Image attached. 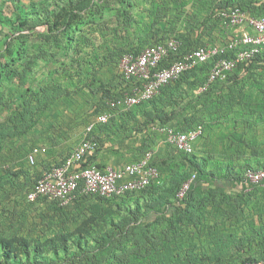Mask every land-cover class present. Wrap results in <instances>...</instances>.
I'll return each instance as SVG.
<instances>
[{
    "label": "trees",
    "instance_id": "trees-1",
    "mask_svg": "<svg viewBox=\"0 0 264 264\" xmlns=\"http://www.w3.org/2000/svg\"><path fill=\"white\" fill-rule=\"evenodd\" d=\"M138 1L65 0L61 5L59 1L57 9L45 19L37 17L35 6L28 14L23 8L14 18H7L0 12V22L13 33L22 34L18 44L6 41V53L0 58V264L264 262V194L257 195L260 191L264 193V182L254 184L245 178L249 170H264V166L248 164L236 172L233 169L224 171L217 161L208 169L200 163L195 152L186 154L168 144L167 160L159 161L154 156L152 159V165L159 171V179L141 192L111 199L81 194L69 205L44 198L35 202L28 200V194L44 174L39 167L48 169L49 162H42V165L37 162V166L27 167L22 155L28 157L33 147L26 144L17 147L14 142L33 137L39 128L44 127L50 111L59 102L77 105L76 115L88 106L94 107L93 114L87 115L82 122L87 125L86 131L91 124H95L93 130L87 132V139L96 144L95 150L86 157L84 166L94 164L101 169L107 166H99L95 159L103 152L127 154L126 164L141 161L147 153L153 152L154 138L162 134L159 130L165 126L178 132L201 126L203 136L210 129L207 123L219 119L222 110H233L238 97L243 104L242 114L248 119L253 115L257 118L264 115V50L236 70L246 73L242 76V85L230 89L224 99H217L214 94L235 72L226 81H217L207 91L200 92L208 81L215 60L199 64L178 81L164 87L157 97L129 108H112L110 105L130 93L134 86L142 84L135 79L126 80L123 75L113 85L95 84V88L91 86L86 92H65L60 78H53V72L60 71V63L64 64L74 51L72 34L100 10L119 6L121 15L127 16L131 10L138 9ZM146 1L142 2L146 12L142 10L141 17L136 15L127 24L133 29L130 34L142 32L144 36L135 50L123 54L139 55L147 47L172 38L179 40L180 55L171 57L162 66L198 48L217 46L224 27L222 13L230 9L239 8L254 18L264 16V0H209L208 3H198L190 10L183 0H169L168 3L154 0L149 4ZM40 25L43 30L37 29ZM29 35L52 42L59 50L44 57L47 59L43 68L47 71L45 84L39 83L36 73L33 74L32 63H23L18 55L23 49L24 39ZM13 48L16 51L13 52ZM15 55L22 62L20 69L11 67L16 61ZM55 63L59 64L57 68L53 67ZM89 70L87 68L84 72L85 77ZM256 71H259L258 76H253ZM16 78L21 81L15 82ZM183 82L190 84L186 92L184 89L179 91ZM75 86L77 84L67 87ZM82 93L85 96H81ZM175 96L192 99L189 104L177 105ZM171 105L173 109L170 111ZM107 112L112 113L110 120L98 123L97 118ZM187 112L191 115L184 116ZM203 112L211 117L204 120ZM56 125L60 127V134L56 136L52 127L47 128L48 132L42 140L50 142L51 149L58 141L57 137L63 136L64 128L68 130L67 136L74 129L64 119L51 123L53 127ZM248 125L251 132L250 122ZM160 136L166 139L165 135ZM245 136L246 131L243 144L248 151L252 143ZM229 147H235L234 138ZM48 155L51 156V152ZM8 160L20 161L14 171L6 169L4 161ZM193 177L189 190L183 198H179L183 186ZM226 181L228 185H225ZM17 195L22 197L23 203L34 204L41 200L52 203L48 211L41 213V221L33 223L28 232L23 227L26 214H21L18 205H11L14 202L12 197ZM115 206L124 208L123 216L109 212ZM102 225H106L109 231L97 238V246H89V229ZM95 253L101 256L87 257Z\"/></svg>",
    "mask_w": 264,
    "mask_h": 264
},
{
    "label": "built area",
    "instance_id": "built-area-1",
    "mask_svg": "<svg viewBox=\"0 0 264 264\" xmlns=\"http://www.w3.org/2000/svg\"><path fill=\"white\" fill-rule=\"evenodd\" d=\"M224 28H241L248 30L237 33L226 45L206 46L179 57L169 65L162 66L171 57L180 55L181 42L172 38L165 43L147 47L139 55L126 54L121 60L122 74L126 80L141 82L126 93L122 99L111 102L112 108H129L147 102L157 97L161 90L178 81L184 74L195 69L199 64L215 60L207 83L200 89L205 92L211 84L226 81L238 68L256 58L264 50V16L254 18L241 9H230L222 13ZM112 117L111 112L101 114L98 123H107ZM95 124L88 127V133ZM159 132L166 136L167 143L178 150L193 154L203 128L187 132H178L170 126L162 127ZM96 144L85 139L62 164L44 172L35 188L28 194V200L35 202L47 199L69 205L79 195L86 194L101 198H114L127 193L141 192L159 179L158 169L152 165L153 154L147 153L141 161L126 164L122 167L99 168L97 165L84 166L88 154L95 150ZM38 148L28 155V162L35 164ZM195 177L186 183L179 198H183ZM246 181L254 184L264 182V170H249L245 175ZM247 264H264L247 263Z\"/></svg>",
    "mask_w": 264,
    "mask_h": 264
},
{
    "label": "rangeland",
    "instance_id": "rangeland-1",
    "mask_svg": "<svg viewBox=\"0 0 264 264\" xmlns=\"http://www.w3.org/2000/svg\"><path fill=\"white\" fill-rule=\"evenodd\" d=\"M59 1L61 5L65 0H0V12L7 18H14L15 15L20 13L23 8L26 9L28 14L35 6L34 9L38 12L37 17L45 19L57 9ZM137 3L138 9L136 11L131 10L127 16L121 15L122 9L119 6L112 5L110 8L102 9L96 14V16L87 20L76 32L72 34L75 39L74 51H72L70 57L64 62V64L60 63V71L53 72V78L55 80L58 77L60 78V83L63 88H65V92L73 93L77 90H80V92L85 90L86 92L89 91L91 86L95 88V84L96 86H99V84L113 85L121 80L123 75L121 60L126 55L123 53L129 50H135L139 45L140 39L144 36L142 32L130 34L133 29H131V25H127L132 22L136 15L141 17V15H143L142 10L146 12V10L143 9L144 6H142V2L138 1ZM37 29L43 30L44 27L40 25ZM230 30L240 33L248 30V28L244 26L241 28H230ZM25 33L28 34L29 32ZM21 35V33H13L9 27H5L0 22V58H2L6 53V50L4 49L6 41L9 40L10 43H13L14 45L16 43L18 44L21 42V40L18 39ZM23 42V49L18 53V55H20L23 59V63H32L31 67L33 74L36 73L39 83L45 84L47 81V71L43 68L47 59L44 57H46V54L48 53L58 52L59 50L54 47L52 42H47L40 37L29 35ZM12 50L14 52L16 51V48H13ZM14 59L16 61L11 67H19V69L22 68V65H20L22 62L18 60L19 58L17 55H15ZM58 65V63H55L53 67L57 68ZM87 68H90V73L85 77L84 72H86ZM253 74V76H258L259 71H256ZM257 78L258 77H255L254 79ZM20 81V78L15 79V82L17 83ZM71 84H77V86L70 88L67 87ZM248 85L243 88L248 87ZM81 96H85V94L82 93ZM75 109H77V105L75 104L59 102L50 111L47 120L44 122V127L39 128L33 137L31 136L28 138L29 140L23 138L18 143L14 142L16 143L15 146L18 147L25 144L26 146L30 145L31 147H40L41 145L44 146V144L47 146L50 142H42L45 134L48 132L46 131L47 128L52 127L56 136L60 134V127H58V125L53 127L51 126V123L56 120L60 121V117H62L63 119H66L68 123L76 124L77 126L76 129L74 128V130L68 134L66 139L62 140V143H64L67 149L76 147L78 142H81L85 138L87 125H83L82 122L87 115L93 114L94 107L92 105L91 107H86L79 115L75 114ZM74 119H76V121L72 122L71 120ZM142 121H144V119H142ZM57 138V142H60V137ZM68 154L69 152H63L59 156L54 154L53 157L58 156V159H48V169L57 166V164ZM24 155H22L23 163L25 165L27 164V167H35L37 166V162H41L42 165V162H44L39 159V161L37 160L35 162L36 165H32L28 162L27 157ZM4 162L7 165L6 169L9 171H14V168H16L17 164L20 163L18 160L17 162L15 160H8ZM48 169H44L42 166L39 167V170L42 172H46ZM263 194L264 193L262 191L257 193V195ZM12 199L14 202H12L11 205H18V209L21 214H26L25 222H23V227L26 232L29 231V228L32 227L33 223L41 221V213L48 211L49 206L52 204L45 200H41L34 204H29L28 202L23 203L22 197L19 195L15 196V198L12 197ZM123 210L124 208H117L115 206L110 209L109 212L115 216L121 217L124 214ZM89 230L91 235L88 238L87 244H89V246H97V238L109 231V228L106 225H102L99 227H93L92 229L90 228ZM94 256L101 255L99 253H95L89 254L87 257L93 258Z\"/></svg>",
    "mask_w": 264,
    "mask_h": 264
},
{
    "label": "crops",
    "instance_id": "crops-1",
    "mask_svg": "<svg viewBox=\"0 0 264 264\" xmlns=\"http://www.w3.org/2000/svg\"><path fill=\"white\" fill-rule=\"evenodd\" d=\"M143 2V0H140ZM145 1V0H144ZM154 0H147L146 3H150ZM159 2L168 3L169 0H157ZM188 3L187 9L190 10L191 8L198 6V3H208L209 0H183ZM178 2H181L179 0ZM237 32L226 29L222 27V37L219 40L218 45H226L235 35ZM246 74L243 71L241 72H235L231 79L221 88H217V92L214 94L215 98L217 99H224L226 97V94L230 91V89L234 88L237 89L238 87H241L242 85V76ZM189 82H183L182 85H180V90L184 89L186 92L187 89H189L188 86ZM190 85V84H189ZM191 97H186L184 99H181L180 97L175 96V101L177 105H185L189 104L188 102L191 100ZM236 107L233 110H222L220 112L221 117L219 119H216L215 121H209L207 124H209L210 129L206 130L202 138H200L195 146V154L200 160V163L205 165L208 169L212 167L213 162H219L222 169L225 171L226 169H233L234 172L237 170H240L241 168H244L246 165L251 164L253 166L262 167L264 166V115H260L259 118L256 117V115H253L250 117L251 119H248L245 115L242 114L243 111V104L241 99L238 97L236 99ZM175 106V108L177 107ZM173 105L170 106L169 110L171 111L173 109ZM203 112L202 116L204 120H207V118L211 117L210 114ZM191 115V112H187L184 116ZM60 119H63L60 117ZM67 121L66 119H64ZM73 122V120H71ZM248 122L251 124V132L249 131L250 126L248 125ZM68 124V122H67ZM70 124V123H69ZM73 128H77L76 124H72ZM74 130V129H73ZM48 131V130H47ZM68 130L64 128L62 130L63 136H60V142H56L53 149L50 148L51 143H49L47 146L44 144V146L40 147H33L39 149V153L36 156V161L41 159V161H48V159H58V156L63 152H69V154L63 158L62 160L66 159L72 152H74L77 147L87 138V131L85 133V138L81 142H78V145L76 147H72L71 149H67V147L62 143V140L66 139ZM246 131V136L251 143L252 148L248 151H245L244 144H243V136ZM249 132V134L247 133ZM228 134V137L226 136ZM163 135V134H160ZM156 136L154 138V146H153V156L155 159H161L167 160L166 157H168L167 149H168V143L167 140L162 136ZM234 138L235 140V147L230 148L229 144L230 141ZM32 149V150H33ZM31 150V152H32ZM51 150V151H50ZM30 152V153H31ZM49 152H51V156H49ZM54 154H57L58 156L53 157ZM118 153H107L103 152L101 153L96 159L95 162L101 166V167H115L119 168L124 165H126L125 161L128 155H117ZM28 159V157H27ZM229 183L226 181L225 185H228Z\"/></svg>",
    "mask_w": 264,
    "mask_h": 264
}]
</instances>
